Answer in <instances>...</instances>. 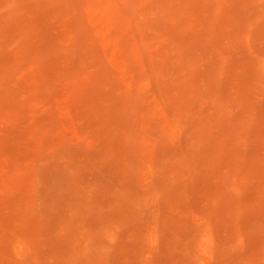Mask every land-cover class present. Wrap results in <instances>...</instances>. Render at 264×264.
<instances>
[{
	"label": "rangeland",
	"instance_id": "obj_1",
	"mask_svg": "<svg viewBox=\"0 0 264 264\" xmlns=\"http://www.w3.org/2000/svg\"><path fill=\"white\" fill-rule=\"evenodd\" d=\"M0 264H264V0H0Z\"/></svg>",
	"mask_w": 264,
	"mask_h": 264
}]
</instances>
